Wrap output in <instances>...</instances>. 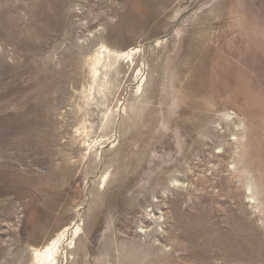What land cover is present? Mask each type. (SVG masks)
<instances>
[{
    "label": "rangeland",
    "instance_id": "rangeland-1",
    "mask_svg": "<svg viewBox=\"0 0 264 264\" xmlns=\"http://www.w3.org/2000/svg\"><path fill=\"white\" fill-rule=\"evenodd\" d=\"M62 231L58 264H264V0H0V264Z\"/></svg>",
    "mask_w": 264,
    "mask_h": 264
},
{
    "label": "bare ground",
    "instance_id": "bare-ground-1",
    "mask_svg": "<svg viewBox=\"0 0 264 264\" xmlns=\"http://www.w3.org/2000/svg\"><path fill=\"white\" fill-rule=\"evenodd\" d=\"M129 55V52L121 53ZM118 56V55H117ZM98 57V56H97ZM102 58H97L93 66V74H97V65L101 62ZM65 236V232H60L56 237L52 238L47 244L41 248H36L33 251V257L36 264H58L57 257L61 249V239Z\"/></svg>",
    "mask_w": 264,
    "mask_h": 264
}]
</instances>
